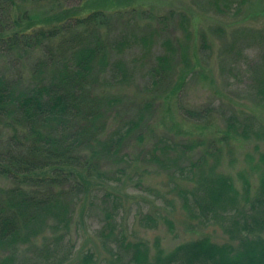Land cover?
Instances as JSON below:
<instances>
[{"label":"trees","instance_id":"16d2710c","mask_svg":"<svg viewBox=\"0 0 264 264\" xmlns=\"http://www.w3.org/2000/svg\"><path fill=\"white\" fill-rule=\"evenodd\" d=\"M41 1L51 4L0 0V57L7 60V65L0 60V131L7 132L0 138V177L10 182L0 184V264H65L73 255L61 256L62 242L72 234L79 207L104 213L98 237L109 253L88 250L74 264H264V122L252 113L243 114L233 104L226 109L179 104L183 117L196 125L219 118L225 124L221 137L206 142L158 135L153 149H145V155L151 154L148 162L167 173L173 196L138 182L150 188L155 200L168 198L165 209L141 211L139 222L151 228L164 222L174 231L176 221L167 207L175 210L180 198L185 208L181 223L193 235L173 247L166 248L160 235L152 243L132 236V227L121 228V196L113 190L132 164L128 145L144 140L155 96L195 73L196 64L216 57L218 48L234 77L247 49L255 44L264 50V25L243 24L264 18V8L251 0H209L214 14L235 22L229 40L221 22L197 34L192 15L173 8L155 16L145 30L133 16L123 20L135 12L128 9L129 0H102L96 6ZM29 2L36 11L25 7ZM125 3L126 9L118 8ZM100 4L110 7L106 11ZM49 7L59 10L58 22L33 25ZM142 16L152 17L147 11ZM114 19L124 27L118 33L112 29L119 26L105 30ZM130 53H135L131 60L125 57ZM243 72L264 110V54L248 58ZM139 74L149 96L139 98L132 111L109 89L132 84ZM234 138L255 142V157L238 172L241 187L221 169L225 146ZM252 177L259 181L255 188ZM207 227L220 228L224 236L200 232Z\"/></svg>","mask_w":264,"mask_h":264},{"label":"rangeland","instance_id":"374dc122","mask_svg":"<svg viewBox=\"0 0 264 264\" xmlns=\"http://www.w3.org/2000/svg\"><path fill=\"white\" fill-rule=\"evenodd\" d=\"M38 1L41 2L40 4H45L46 7L51 4L47 1ZM86 1L90 4L92 2L93 4L91 5L96 6L102 0H79L81 5ZM208 1L209 0H129V2H131V7L128 9L133 8L135 12L130 15H125L123 20H127L133 16V18H131L133 22H137L139 27L142 26L143 29L146 30L147 26L154 22L153 19L155 16L166 14L169 12L170 8H173V10L177 11H187L192 15L195 23L192 29L195 33L198 34L200 30L208 29L212 24L215 25V23L221 22L225 27L228 39L232 40L231 27L235 22L230 21L225 16L214 14L213 7L208 4ZM251 1L256 2L255 5L257 7L264 8V0ZM68 3L74 5L78 3V0L69 1ZM127 4L128 3H125L118 8L123 7L126 9L128 6L124 5ZM32 5L33 3L29 2L25 7L34 8V11H36L35 7ZM99 7L109 9L110 6L100 4ZM143 11H147L152 17L143 18ZM57 13H59V10L52 11L51 7H49L46 12L42 15L39 14L38 17L33 19V25L56 23L59 20V15H57ZM121 24L122 23H120L118 19H114L110 24L108 23V25L105 26V30L114 26L121 27ZM243 24L262 26L264 25V18L261 16L260 20H251V22L245 21ZM240 25H242L241 22ZM119 27H114L116 29L112 30H116V33H118L120 31L119 29L124 28ZM242 43L246 45L247 41L243 40ZM214 44L217 45V48L219 47L220 42H218V36L214 39ZM134 49L137 51L139 50L137 47ZM244 49L246 48L244 47ZM219 51V48L218 50L215 49L216 57L196 64L195 73H189V75L183 78L180 77V79H176L175 83L171 85L169 92L174 88L175 90L170 93L168 92L169 94L167 93L170 97H168L167 94H161L160 96L157 94V96H155L157 99L146 121L148 123V128L144 130L145 137L143 142L138 139H133L128 145L129 160L132 164L122 182L117 185L114 184L113 190L116 194L121 196L122 203L117 214L119 215L117 220L120 222L121 228L127 229L132 227L129 229L132 236H144L154 243L155 237L160 235L163 245L166 248H171L178 242L193 235V232L189 231L185 223H181L184 216H182L180 212L185 213V208L183 207L181 199L177 197L174 201L176 205L174 207L175 210H172V206L167 207V209L171 211V217L176 221V228L174 231H171L164 222H161L157 228H151L139 222L141 211L148 209L154 210L156 207L160 208V206L164 208V201L168 199L155 200V194L148 190L150 189L148 186L159 188L165 195L169 193L167 197L173 196V194H170L171 188L166 184L167 173L160 168H156V166H154L155 164H150L148 160L151 154L145 155L144 152L145 149H153L156 137L158 135H166L169 139L172 140L173 138L177 141H199L205 138L207 142L208 139L210 141L215 137H221V133L224 130L225 124H223L219 118L213 122L205 123L204 126L196 125L195 122L185 119L180 113L179 104L190 107L191 109L207 104H210V106L216 104L218 107L226 109L230 108V104H233L236 109L243 111V114L250 115V113H252V115L264 122V110L256 104L254 95H252V92L249 90L252 82L250 78L247 77V73L243 72V67L247 65L248 58L250 60L253 55H259V58H261L264 54V50L260 52V48H256L255 44L250 49H247L244 59L236 64V71L240 72L241 76H238L235 71L234 77L229 73L227 63L221 61L222 59L219 58ZM134 55L135 53H130L125 57L131 60ZM0 60L3 65H7L6 58L0 57ZM183 68L184 66L181 65L180 72L183 71ZM145 83L146 79H144V75L139 74L137 80L133 81L132 84L124 86L121 84V87H110L109 92L120 99L125 98L122 104L128 105L132 108V111H134L137 103L140 101L139 98L143 99L149 96V93L144 92L142 89ZM120 110L124 112V108ZM214 116L217 117V115ZM115 123V121H112L111 125ZM6 136V131H0V138ZM221 143L222 141H220L218 145L224 146V144ZM232 143L233 144L229 147L225 146L226 150L221 163V169L222 171L227 170L231 172L236 178L235 184L241 187L243 182L238 172L243 171L242 169H246L248 160L255 157L252 153L255 149V142L252 139L234 138ZM158 172H163V174H158ZM140 173L143 174L141 175ZM1 178L2 177H0L1 185H8L10 183L7 179ZM251 179L254 188L257 187V185H259L258 179H256V177H252ZM138 182H144L148 186L145 184L141 186ZM108 185H112V183H108ZM102 194L103 193H100L99 195ZM103 219H105L104 213H101L99 209H83L79 207L76 210V223L72 229V234L62 242L61 256L69 252L73 255L65 264H74L80 255L88 250H92L95 253L99 250L100 256L109 253L108 250L103 249L102 239L98 237ZM202 226L204 227L205 225ZM200 232H207L215 237L220 235L224 236L220 228L207 227ZM42 243L43 241L38 239L37 244L41 245Z\"/></svg>","mask_w":264,"mask_h":264}]
</instances>
